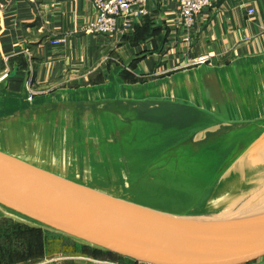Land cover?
Listing matches in <instances>:
<instances>
[{
    "label": "water",
    "instance_id": "1",
    "mask_svg": "<svg viewBox=\"0 0 264 264\" xmlns=\"http://www.w3.org/2000/svg\"><path fill=\"white\" fill-rule=\"evenodd\" d=\"M30 97L0 78V220L144 264H264V55Z\"/></svg>",
    "mask_w": 264,
    "mask_h": 264
},
{
    "label": "crops",
    "instance_id": "2",
    "mask_svg": "<svg viewBox=\"0 0 264 264\" xmlns=\"http://www.w3.org/2000/svg\"><path fill=\"white\" fill-rule=\"evenodd\" d=\"M5 1L10 4L0 16V77L17 66L16 76L7 87L13 93H21L27 79L33 89L44 93L106 84L113 63L131 62L123 77L142 83L197 67L186 65L199 58H208L207 66L219 67L264 55V0H212L189 34L178 22L177 4L153 0L143 25L132 34L118 33L111 38L84 33L83 28L95 15L88 0ZM248 10H253V15H248ZM54 38H64V43L51 45ZM1 56L10 58L7 64ZM80 251L79 245L71 242L65 257L54 261L144 264L116 254L101 257ZM262 261L233 255L201 264Z\"/></svg>",
    "mask_w": 264,
    "mask_h": 264
},
{
    "label": "built area",
    "instance_id": "3",
    "mask_svg": "<svg viewBox=\"0 0 264 264\" xmlns=\"http://www.w3.org/2000/svg\"><path fill=\"white\" fill-rule=\"evenodd\" d=\"M91 2L95 15L83 28L85 34L111 38L118 33L132 34L136 26L148 16V4L153 0H88ZM168 3L177 4L176 16L184 31L189 34L196 27L197 19L211 7L212 0H166ZM10 2L0 0V16L8 8ZM253 15V10L247 11ZM120 24L118 25V23ZM64 43V38H54L51 45ZM29 55V52H25ZM8 56H1L4 64L9 61ZM209 63L208 58H199L189 61L186 67ZM8 72L5 71V74ZM4 74V75H5ZM3 75V76H4ZM2 76V77H3ZM151 76L145 77L149 78ZM1 78V77H0ZM27 92L30 97L42 94L27 84Z\"/></svg>",
    "mask_w": 264,
    "mask_h": 264
},
{
    "label": "rangeland",
    "instance_id": "4",
    "mask_svg": "<svg viewBox=\"0 0 264 264\" xmlns=\"http://www.w3.org/2000/svg\"><path fill=\"white\" fill-rule=\"evenodd\" d=\"M8 226L11 228L14 227L11 223H0V246L5 249L7 255L9 252H17L23 258H30L26 260H10L6 256L2 259V264H59V261H54V259L65 257L64 252H67L71 243V241L67 239L47 235L44 237L45 246L42 254L30 256L29 252L30 254H33V252H28V250H26L25 242L32 243L38 241L37 235L27 232L22 228L17 231L16 235V233L12 229L8 228ZM80 253L86 254L84 251H80Z\"/></svg>",
    "mask_w": 264,
    "mask_h": 264
},
{
    "label": "trees",
    "instance_id": "5",
    "mask_svg": "<svg viewBox=\"0 0 264 264\" xmlns=\"http://www.w3.org/2000/svg\"><path fill=\"white\" fill-rule=\"evenodd\" d=\"M144 20H145V19H144ZM144 20L142 21V24H141V25H143ZM141 25L136 26L135 31H136ZM135 31H134V32H135ZM131 67H132V65H131ZM123 74H124V73H123ZM123 74H122V78H123L124 81L126 80L127 83H136V82H137V80H135V79L127 80L125 76L123 77ZM1 222H7V223H11V224H13V226H14L13 228H11V227H9V226H8V228L12 229V230L16 233V235H17V231H18L20 228L24 229V230L27 231V232H31V233H34V234L37 235V240H38V241H36V242H32V243H27V242H25V244H26V250H28V252H29V251H32V252H33V254H30V252H29V255H30V256H32V255H40V254H42V252H43V250H44V246H45V239H44V237H46V236L49 235V234H52V233H49V232H46V231H42V230H38V229L29 228V227H27V226H25V225H22V224H19V223L13 222V221H11V220L1 219V220H0V223H1ZM8 225H9V224H8ZM55 235H56V234H55ZM0 237H1V234H0ZM64 238H65V237H64ZM66 239H67V238H66ZM68 240H69V239H68ZM70 241H71V240H70ZM71 242H72V241H71ZM73 243H74V242H73ZM75 244H76V243H75ZM76 245H78V244H76ZM79 248H80L81 251H84V252H86L88 255H92V256H101V257H103V256H108V257H111V256L114 255L113 253L101 252V251H98V250H95V249H92V248H88V247H85V246H81V245H79ZM6 256H7L10 260H26V259L30 258V257L23 258V257H22L19 253H17V252H9V254L7 255L6 252H5V249L2 248V247L0 246V264H2L1 261H2V259H3L4 257H6Z\"/></svg>",
    "mask_w": 264,
    "mask_h": 264
}]
</instances>
